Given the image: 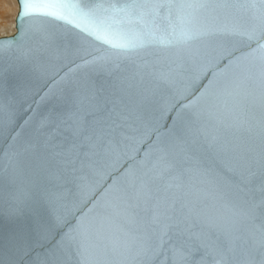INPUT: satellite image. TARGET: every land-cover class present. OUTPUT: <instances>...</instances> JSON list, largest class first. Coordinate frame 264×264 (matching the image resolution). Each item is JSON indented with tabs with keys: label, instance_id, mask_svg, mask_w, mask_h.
<instances>
[{
	"label": "water",
	"instance_id": "1",
	"mask_svg": "<svg viewBox=\"0 0 264 264\" xmlns=\"http://www.w3.org/2000/svg\"><path fill=\"white\" fill-rule=\"evenodd\" d=\"M30 2L65 6L0 36V264H261L264 0Z\"/></svg>",
	"mask_w": 264,
	"mask_h": 264
},
{
	"label": "snow or ice",
	"instance_id": "2",
	"mask_svg": "<svg viewBox=\"0 0 264 264\" xmlns=\"http://www.w3.org/2000/svg\"><path fill=\"white\" fill-rule=\"evenodd\" d=\"M65 5L58 3H32L30 0H23V15L27 16L31 12L41 11L43 9H52L64 7ZM88 5H86L87 7ZM191 6V5H189ZM202 6V5H201ZM110 7L115 8L116 5H110ZM141 7V5H126L125 8ZM183 7V5H181ZM125 8H121L123 11ZM87 123V122H86ZM88 129L92 130V135H87ZM115 129H112L114 132ZM111 135V133H109ZM104 139L102 136L96 135V129L93 124H87V127L79 133V135L73 136L70 146L69 145H56L58 149V154L62 156L64 161L72 168L75 167L76 163L84 165L92 155L98 154L99 150L104 146ZM133 186V190L129 191L127 188L124 189V195L128 198H133L136 195ZM219 240V237H217ZM204 250L211 255L212 252L207 245L204 246ZM184 252L187 255H181V259L187 261L188 256L192 254L191 248L185 247ZM258 255L261 259V264H264V251H259Z\"/></svg>",
	"mask_w": 264,
	"mask_h": 264
},
{
	"label": "rangeland",
	"instance_id": "3",
	"mask_svg": "<svg viewBox=\"0 0 264 264\" xmlns=\"http://www.w3.org/2000/svg\"><path fill=\"white\" fill-rule=\"evenodd\" d=\"M17 10V0H0V36L11 32Z\"/></svg>",
	"mask_w": 264,
	"mask_h": 264
},
{
	"label": "bare ground",
	"instance_id": "4",
	"mask_svg": "<svg viewBox=\"0 0 264 264\" xmlns=\"http://www.w3.org/2000/svg\"><path fill=\"white\" fill-rule=\"evenodd\" d=\"M17 2H18V0H17ZM18 10H19V4H18ZM18 10H17V13H18ZM16 15H17V14H16ZM15 19H16V18H15ZM11 27H12L11 32L8 33V34H4V35H10V34H13V33L16 31V23H15V21H14V23L11 25ZM4 35H2V36H4Z\"/></svg>",
	"mask_w": 264,
	"mask_h": 264
}]
</instances>
